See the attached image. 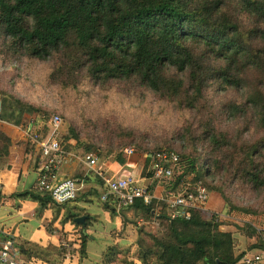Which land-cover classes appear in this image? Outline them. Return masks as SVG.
<instances>
[{"label": "trees", "instance_id": "obj_1", "mask_svg": "<svg viewBox=\"0 0 264 264\" xmlns=\"http://www.w3.org/2000/svg\"><path fill=\"white\" fill-rule=\"evenodd\" d=\"M0 49L17 58L54 59L53 83L62 84L63 78L69 79L65 86H77L82 78L100 86L123 83L187 111L191 121L180 138L189 142L196 156L190 163L193 168L199 163L208 191L220 193L243 214L253 211L236 207L221 185L206 180L218 178L264 197V0H0ZM14 101L1 109L0 118L19 125L20 111L34 109ZM51 117L37 124L43 133ZM60 128L65 149L68 139ZM1 141L0 157H5L10 143ZM3 198L0 189V202ZM11 198L35 202L37 216L48 205L71 203L54 205L34 190ZM101 203L111 217L118 216L109 203ZM128 210L164 220L141 205ZM77 212L69 211L61 223L80 228L78 249L69 252L63 241L46 248L26 242L18 246L20 256L46 264H62L75 253L79 261L87 259L88 228L95 219L87 215L85 225L75 224L85 216ZM164 222L160 238L139 229L136 259H117L121 253L112 246L99 264H238L243 258L233 255L231 236L218 231L214 218L205 221L193 213L188 221Z\"/></svg>", "mask_w": 264, "mask_h": 264}, {"label": "rangeland", "instance_id": "obj_2", "mask_svg": "<svg viewBox=\"0 0 264 264\" xmlns=\"http://www.w3.org/2000/svg\"><path fill=\"white\" fill-rule=\"evenodd\" d=\"M29 64L33 78L43 81L49 73H52L55 60L41 62L17 58L0 49L1 109L9 108L14 104V100L34 109L31 112L20 111L22 118L19 125L4 122L5 125L0 128V145L3 143L2 138L8 139L10 147L13 148L11 152L15 157L19 175H26V172L35 169V151L23 136L26 125L31 121L40 125L52 115H58L61 118L60 129L65 139H68L63 142L69 154L65 160L64 171L68 177L82 183L77 199L89 198L101 203L99 197L106 193L100 179L84 166L83 159L86 155L96 157L95 169H102L109 175H114L120 170L121 165L120 167L117 165L120 159L124 162L137 163L139 170L143 165L144 154L162 149L178 151L184 157L182 159L192 166L190 161L196 156L191 151L187 139L180 138L181 135L186 134L191 121L190 113L187 111L179 110L174 104L162 101L144 89L133 90L130 86L117 82L104 86L94 85L84 78L77 86H65L64 83H68V78L60 79L62 84L53 83L50 80L54 87L45 96L39 88L32 89L25 80L19 78L24 66ZM220 97L225 100L226 94H221ZM118 98L128 100L131 107L126 110L120 109V111L112 108L113 102ZM127 147H133L137 151L136 155L129 159L122 153ZM198 165L199 163H196L194 168L200 169ZM209 182L221 185L233 205L238 208L248 207L253 214H243L232 210L220 193L209 189L208 206L206 211L200 214L202 220L216 219L218 231L231 236L232 252L235 257L253 256L258 253L262 250L264 239L263 195L230 188L226 182L220 184L218 178L214 180L208 178L206 183ZM64 210L68 214L72 211V207L67 206ZM116 214L118 216L115 217L121 220L119 229H91L89 233L98 239L97 245L101 248L102 254L108 247L116 246L121 253V256L117 258L119 260L136 259L139 229L158 238L163 237L166 231L167 225L164 220H149L143 214H137L128 209ZM79 232L80 228L76 232L72 229L68 232L73 233L71 238L64 234V249L70 252L72 249L79 248ZM143 239L147 245H151L148 238L143 237ZM15 243L17 246L22 244L16 241ZM89 248L91 249L90 245ZM71 256L69 254L67 258ZM238 264L242 263L239 261ZM259 264H264V259Z\"/></svg>", "mask_w": 264, "mask_h": 264}, {"label": "built area", "instance_id": "obj_3", "mask_svg": "<svg viewBox=\"0 0 264 264\" xmlns=\"http://www.w3.org/2000/svg\"><path fill=\"white\" fill-rule=\"evenodd\" d=\"M1 114V106H0ZM61 118L53 115L48 122V131L31 121L26 125L23 136L39 155L36 179L33 190L50 197L54 205L73 202L82 188L80 181L60 176L66 158L69 156L61 145L59 126ZM5 123L0 118V128ZM136 149L127 147L123 156L127 159L136 155ZM83 164L102 182L106 193L100 201L109 203L116 213L141 205L151 208L156 217L167 221H188L193 213L206 211L209 191L200 176V170L185 162L179 154L162 149L143 155V165L138 170L135 162H124L116 174H107L95 169L97 158L86 155ZM111 198V199H110ZM65 246V244H64ZM264 257L262 250L253 256L245 255L242 264H259ZM0 264H37L20 256L19 248L11 237L0 239Z\"/></svg>", "mask_w": 264, "mask_h": 264}, {"label": "crops", "instance_id": "obj_4", "mask_svg": "<svg viewBox=\"0 0 264 264\" xmlns=\"http://www.w3.org/2000/svg\"><path fill=\"white\" fill-rule=\"evenodd\" d=\"M11 149H13L12 146L9 147L7 157L0 158V189L4 196L0 202V239L3 237H11L16 242H29L42 248L49 246L57 247L63 241L64 234L71 238L73 233L68 232H71L72 229L73 232H76L78 227L70 223H61L66 214L64 208L48 205L41 215L37 216V204L35 202L11 198L13 193L33 190L38 168L33 163L35 169L29 172L25 171L26 175H19L16 160ZM65 163L62 172L66 176L64 171ZM118 166L120 167V165ZM212 193L215 194L214 192ZM68 206H71L72 210L74 209L76 212L84 213L83 215L85 216L89 215L94 217L95 220L91 222L88 228V234L91 239L86 248L87 259L79 261V257L75 253L71 258L65 259L62 264L100 263L102 250L97 245L98 239L95 235L91 236L89 230H98L99 228H105L107 230L113 228L117 230L121 224L120 218L111 217L108 212L103 210L102 204L95 199L76 198ZM67 242L69 241L67 240ZM74 247H76L75 244ZM36 262L37 264H46L41 260H37ZM134 264L140 263L135 261Z\"/></svg>", "mask_w": 264, "mask_h": 264}, {"label": "clouds", "instance_id": "obj_5", "mask_svg": "<svg viewBox=\"0 0 264 264\" xmlns=\"http://www.w3.org/2000/svg\"><path fill=\"white\" fill-rule=\"evenodd\" d=\"M30 67H31L30 64L25 65L24 68L22 69V75L19 78L25 80V82H27L32 89L39 88V90L45 93V96H47L48 91L54 87V84L50 83L52 74L49 73L48 76L43 81L40 79H34L33 73L30 71ZM117 105L119 107H117ZM130 107H131L130 102L128 100H121L120 98H118L117 100L113 102L112 108H115L117 111H120V109L126 110Z\"/></svg>", "mask_w": 264, "mask_h": 264}, {"label": "water", "instance_id": "obj_6", "mask_svg": "<svg viewBox=\"0 0 264 264\" xmlns=\"http://www.w3.org/2000/svg\"><path fill=\"white\" fill-rule=\"evenodd\" d=\"M88 217L87 216H81V217H78L74 220V223L75 224H78V225H85V220L87 219Z\"/></svg>", "mask_w": 264, "mask_h": 264}]
</instances>
